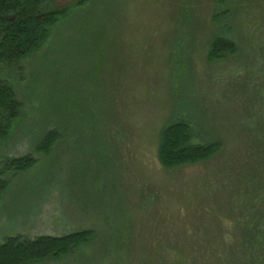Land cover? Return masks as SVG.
Wrapping results in <instances>:
<instances>
[{
    "label": "rangeland",
    "instance_id": "rangeland-1",
    "mask_svg": "<svg viewBox=\"0 0 264 264\" xmlns=\"http://www.w3.org/2000/svg\"><path fill=\"white\" fill-rule=\"evenodd\" d=\"M215 36L236 52L209 61ZM0 81L21 104L0 159H38L8 177L0 241L94 232L35 264H264V0H88ZM175 119L219 151L162 167Z\"/></svg>",
    "mask_w": 264,
    "mask_h": 264
},
{
    "label": "trees",
    "instance_id": "trees-1",
    "mask_svg": "<svg viewBox=\"0 0 264 264\" xmlns=\"http://www.w3.org/2000/svg\"><path fill=\"white\" fill-rule=\"evenodd\" d=\"M88 0L60 8L42 10L50 0H0V66L13 65L31 55L49 37L51 28L65 17L72 6H82ZM236 44L215 36L209 46V61L234 54ZM21 111L12 88L0 81V144L5 142ZM194 128L185 120L175 119L159 132L157 159L166 169L204 161L217 153L220 142L196 143ZM59 138L55 130L48 131L35 148L36 154L47 155ZM37 158L31 154L0 159V197L9 185V176L30 170ZM94 236L83 230L59 237L41 235L25 238L7 236L0 241V264H35L68 256Z\"/></svg>",
    "mask_w": 264,
    "mask_h": 264
}]
</instances>
